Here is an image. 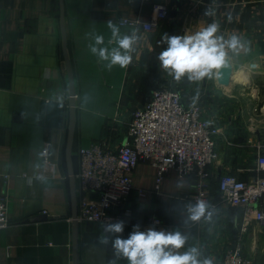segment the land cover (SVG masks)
<instances>
[{"label":"crops","instance_id":"1","mask_svg":"<svg viewBox=\"0 0 264 264\" xmlns=\"http://www.w3.org/2000/svg\"><path fill=\"white\" fill-rule=\"evenodd\" d=\"M161 5L168 7V18L151 32L138 27L142 39L126 69L109 71L90 54L91 34H103L107 44L111 35L107 21L118 24L122 34H130L135 27L120 20L150 22ZM210 5L216 15L205 17L204 9ZM62 14L76 89L75 175L81 167L79 149L102 140L113 146L125 142L130 113L161 87L179 91L187 105L200 103L204 115L222 127L219 160L211 167L212 221L185 223L194 176L180 177L171 168L158 184L157 167L141 161L133 171L134 188L125 205L131 217L125 221L123 238L133 225L145 230L158 218L157 229L179 228L189 236L185 250L198 246L201 259L208 255L223 259L228 248L239 244L246 256L264 264V229L252 222L243 231L246 206L225 205L218 193L219 177L226 171L244 180L258 174L253 144L264 125L254 109L264 99V0H0V194L6 198L10 221L0 229V264H73V196L67 161L71 81ZM213 19L225 38L234 33L249 42L250 51L232 57L231 82L196 83L186 77L174 81L157 59L166 47L161 34L195 31ZM76 188L79 203L77 180ZM87 195L99 196L94 191ZM41 214L48 217L30 220ZM102 225L79 223V264L113 260L127 264L114 256L111 243H99Z\"/></svg>","mask_w":264,"mask_h":264},{"label":"built area","instance_id":"2","mask_svg":"<svg viewBox=\"0 0 264 264\" xmlns=\"http://www.w3.org/2000/svg\"><path fill=\"white\" fill-rule=\"evenodd\" d=\"M168 16V7L161 5L156 18L150 22L124 18L120 23L151 32ZM254 111L264 125V99L258 101ZM222 132L218 123L204 115L200 103L185 104L182 94L169 87L155 90L149 102L130 113L125 142L113 146L102 140L79 149L81 167L75 175L82 194L78 203L79 223L127 221L131 214L125 205L134 188L133 171L141 161L157 167L158 184L171 168L176 169L180 177L194 176L189 202L195 204L204 200L212 206L211 167L219 160L217 141ZM257 136L259 139L253 145L254 170L258 174L244 180L226 171L218 180L221 203L246 206L243 231L252 222L264 229V130L262 134L258 131ZM91 191L99 196L89 198L87 193ZM154 221L160 223L158 218H153ZM9 223L7 201L0 194V229ZM207 257H212L214 264H256L239 244L228 248L223 259Z\"/></svg>","mask_w":264,"mask_h":264},{"label":"clouds","instance_id":"3","mask_svg":"<svg viewBox=\"0 0 264 264\" xmlns=\"http://www.w3.org/2000/svg\"><path fill=\"white\" fill-rule=\"evenodd\" d=\"M203 15L214 17L216 9L210 5L204 9ZM228 19L231 20L230 13ZM107 28L111 34L107 44L103 34L94 33L91 34L88 50L103 62L102 67L107 70L115 67L126 69L132 64L135 46L142 39L140 30L137 27L130 34H122L119 25L112 20L107 21ZM160 42L166 47L158 54L159 66L176 82L185 77L189 82L196 83L205 79H221L223 71L231 67L233 55L250 51L249 42L240 35L233 33L225 38L221 34L220 23L215 19L195 31L187 30L178 35L162 33ZM186 210L185 223L199 222L202 218L211 222L214 215L212 206L204 200L189 203ZM158 223L154 221L153 226L145 230H141L139 224L133 225L128 237L123 238L125 221H110L102 225L99 243H111L114 256L124 259L127 264H214L212 257L201 259L202 251L198 246L185 250L189 236L179 228L157 229L154 225ZM111 264H116V260Z\"/></svg>","mask_w":264,"mask_h":264},{"label":"water","instance_id":"4","mask_svg":"<svg viewBox=\"0 0 264 264\" xmlns=\"http://www.w3.org/2000/svg\"><path fill=\"white\" fill-rule=\"evenodd\" d=\"M63 3V0H61ZM62 30L64 36V51L65 58L69 68L70 73V81H71V89H70V127L68 134V144H67V161L69 165L70 179L72 185V196H73V264H79V221H78V202H77V192H76V177L72 167V148H73V139L75 134L76 127V89L73 78V71L71 60L68 53L67 48V35L65 32L64 25V14H62ZM234 72L233 64L231 63V67L223 71V76L221 79H217L219 84L221 85H229L232 80V75ZM48 215L41 214L30 218V220H39L46 219Z\"/></svg>","mask_w":264,"mask_h":264}]
</instances>
